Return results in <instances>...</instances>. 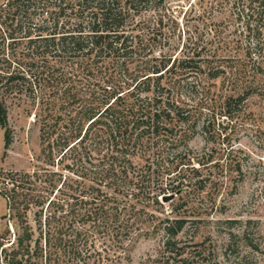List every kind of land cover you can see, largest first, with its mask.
<instances>
[{"label": "trees", "instance_id": "16d2710c", "mask_svg": "<svg viewBox=\"0 0 264 264\" xmlns=\"http://www.w3.org/2000/svg\"><path fill=\"white\" fill-rule=\"evenodd\" d=\"M188 12L201 19L206 37L190 39L192 55L178 59L163 51L161 38L165 19L179 25L170 0L0 4L5 144L14 141L10 107L26 105L40 131L38 160L48 165L0 172L6 218L17 229L0 235V264H131L129 246L144 223L133 216L135 205H163L166 195L184 187H206L189 143L208 130L211 119L202 111L210 109L190 106L165 81L190 69L211 81L233 82L228 93L217 95L218 116L230 124L253 91L243 89L248 77L235 69L236 57L221 52L238 49L250 58L260 52L264 58V0H213L198 11L190 5L184 17ZM210 45L216 50L206 72L200 66ZM138 56L152 59L127 64ZM197 112L205 114L202 125ZM182 145L186 152L179 151ZM156 227L168 236L163 264L187 263L172 241L184 220L159 218ZM97 241L106 247L98 249Z\"/></svg>", "mask_w": 264, "mask_h": 264}, {"label": "rangeland", "instance_id": "374dc122", "mask_svg": "<svg viewBox=\"0 0 264 264\" xmlns=\"http://www.w3.org/2000/svg\"><path fill=\"white\" fill-rule=\"evenodd\" d=\"M5 1L0 0V4ZM212 1L170 0L179 25L165 19L161 37L164 52L179 55L178 59L189 53L192 55L193 40L190 39L206 37L200 34L204 24L189 12L186 17L184 15L190 5L193 4L198 11ZM210 48L211 53L205 55L206 63L203 61L200 66L206 72L209 58L216 50L211 45ZM221 55L236 57L235 69L248 77L243 80L242 87L251 88L253 94L244 109L228 124V118L218 116L221 100L217 95L228 93L235 85L233 82L224 79L211 81L206 73L190 69L177 70L173 78L166 79L167 85L174 87L190 106L200 107V112L204 106L210 109L202 111L211 119L208 130H200L189 143L190 155L201 161V165L197 161L194 165L200 168L198 179H204L206 187L200 188L201 184L198 188L193 185L184 187L180 194L166 195L169 200L162 199L163 205L147 201L135 205L133 216L136 213L135 217H140L144 223H138L142 235L132 247L129 246L132 248L131 264L165 263L163 252L168 236L161 229L156 230V226L159 218L166 217L184 220L183 230L172 241L182 248L184 254L179 259L185 258V264H264V58L260 52L255 57H247L238 49L221 52ZM136 59L127 64L134 67L136 61H146L152 56H138ZM213 108L216 114L211 112ZM202 113L197 112L199 117ZM205 114L200 119L201 125L206 120ZM34 122L26 105L13 104L10 107L7 127L12 130L14 141L9 148L6 147L5 128L0 127V172H32L38 166H48L38 160L42 146L39 127ZM179 151L186 152L183 145ZM62 172L68 173L66 170ZM189 172L185 174L189 175ZM175 207L179 208L178 213L174 211ZM6 214V201L0 196V235H7L8 231L13 234L17 230L14 220L8 221ZM32 218L33 214L30 219L34 224ZM104 247L102 241H97L98 249ZM106 261L105 258L104 263Z\"/></svg>", "mask_w": 264, "mask_h": 264}, {"label": "water", "instance_id": "95a60500", "mask_svg": "<svg viewBox=\"0 0 264 264\" xmlns=\"http://www.w3.org/2000/svg\"><path fill=\"white\" fill-rule=\"evenodd\" d=\"M164 200L165 201L169 200V196H165Z\"/></svg>", "mask_w": 264, "mask_h": 264}]
</instances>
